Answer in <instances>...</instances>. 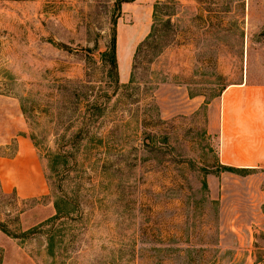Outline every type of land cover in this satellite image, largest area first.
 Instances as JSON below:
<instances>
[{"label": "rangeland", "instance_id": "374dc122", "mask_svg": "<svg viewBox=\"0 0 264 264\" xmlns=\"http://www.w3.org/2000/svg\"><path fill=\"white\" fill-rule=\"evenodd\" d=\"M160 1L0 0V264H264V167L218 159L264 0H175L137 53Z\"/></svg>", "mask_w": 264, "mask_h": 264}, {"label": "crops", "instance_id": "0c3cea01", "mask_svg": "<svg viewBox=\"0 0 264 264\" xmlns=\"http://www.w3.org/2000/svg\"><path fill=\"white\" fill-rule=\"evenodd\" d=\"M218 159L223 165L264 167V85L240 82L220 95ZM4 167L22 183L34 182L35 165L28 145Z\"/></svg>", "mask_w": 264, "mask_h": 264}, {"label": "trees", "instance_id": "16d2710c", "mask_svg": "<svg viewBox=\"0 0 264 264\" xmlns=\"http://www.w3.org/2000/svg\"><path fill=\"white\" fill-rule=\"evenodd\" d=\"M176 3L177 2H175V0H163L157 2L154 5L153 23L151 25L150 32L148 33L146 38L137 46V53L140 52L143 47L147 45L151 46L153 43L158 42L160 39L162 40L165 35L166 27L170 24L171 13L168 12L169 8ZM112 47H114V44Z\"/></svg>", "mask_w": 264, "mask_h": 264}]
</instances>
